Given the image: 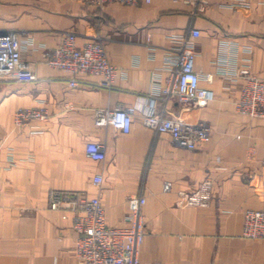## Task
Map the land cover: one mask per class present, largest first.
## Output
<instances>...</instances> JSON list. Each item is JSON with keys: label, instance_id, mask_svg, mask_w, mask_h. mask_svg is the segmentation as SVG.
<instances>
[{"label": "crops", "instance_id": "crops-1", "mask_svg": "<svg viewBox=\"0 0 264 264\" xmlns=\"http://www.w3.org/2000/svg\"><path fill=\"white\" fill-rule=\"evenodd\" d=\"M198 1L98 9L86 0H0V31L27 39L22 58L38 78L0 83V264H78L71 215L49 209L50 190L99 197L110 227L125 226L127 197L143 194L142 264H264V239L242 235L244 210L264 211V118L236 111L243 80L221 72L248 65L264 78V0L235 7L232 0H205L201 11ZM67 32L78 46L103 43L118 68L110 88L81 73L78 86H70V74L44 63V52ZM180 38L192 39L200 86L214 98L205 106L158 98L156 109L207 123L210 140L180 147L144 126L138 111L127 133L96 126L95 109L138 108L152 87L163 86L164 57ZM34 107H44L47 119L15 127L14 112ZM90 143L103 145V160L87 156ZM206 186L203 204L180 195Z\"/></svg>", "mask_w": 264, "mask_h": 264}, {"label": "built area", "instance_id": "built-area-1", "mask_svg": "<svg viewBox=\"0 0 264 264\" xmlns=\"http://www.w3.org/2000/svg\"><path fill=\"white\" fill-rule=\"evenodd\" d=\"M150 0H86L89 5L98 9L106 4L116 2L124 5H139ZM205 0L198 1V10H203ZM248 0H232L231 6H248ZM192 38L199 31L190 30ZM180 44L170 50L164 57L167 75L163 86L152 87L149 93L142 97V103L135 106H116L112 109L94 110L96 126H112L129 132L136 111L141 116L144 126L157 133H167L172 141L183 148L192 150L198 144L210 140V126L205 122H194L184 117H166L158 113L156 100L158 98H176L180 102L205 106L213 100L210 89L200 86L201 75L194 69L195 51L191 38H180ZM27 39L13 31H0V83L36 81L34 64L22 58V52L27 46ZM225 48V47H224ZM230 52L232 46L226 47ZM44 63L54 69L71 75L70 86L76 87L79 81L77 74L98 76L96 85L110 88L118 74V68L113 65L106 54L103 43L99 40L86 41L78 46L76 35L65 33L62 41L53 49L44 52ZM233 59V58H232ZM233 70H222L223 74L243 80L239 97L235 102L238 113L250 117L264 118V78L254 75L248 65L236 67ZM157 74H153V82ZM212 74L204 75L206 80L212 79ZM48 111L44 107L19 108L13 114L15 127L23 126L32 121L47 119ZM86 154L93 160L104 159V147L100 143H90ZM94 184L100 185L102 176L97 174ZM169 183L165 184L168 189ZM203 187L196 192L180 195L189 204H203L208 195ZM126 225L110 227L106 224L105 211L99 197H89L85 192L50 190L48 207L54 211L66 212L71 215V226L76 234L75 255L78 264H142L139 258L140 248L145 235V221L142 208L146 203L143 194L127 197ZM242 235L249 239H264V211L246 209L243 212Z\"/></svg>", "mask_w": 264, "mask_h": 264}]
</instances>
